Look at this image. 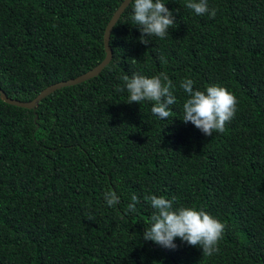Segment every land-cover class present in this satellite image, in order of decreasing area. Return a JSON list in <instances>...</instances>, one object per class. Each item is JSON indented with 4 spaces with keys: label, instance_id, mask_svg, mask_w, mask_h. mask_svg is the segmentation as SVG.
<instances>
[{
    "label": "trees",
    "instance_id": "16d2710c",
    "mask_svg": "<svg viewBox=\"0 0 264 264\" xmlns=\"http://www.w3.org/2000/svg\"><path fill=\"white\" fill-rule=\"evenodd\" d=\"M122 1L0 0V88L29 101L98 65ZM163 2L175 20L165 38L141 43L129 4L98 75L34 109L0 98V264H264V0H207L214 18L186 0ZM162 72L176 97L167 119L152 102L128 103L121 79ZM185 78L194 90L218 84L235 95L223 133L206 136L182 120ZM133 194L136 212L126 214ZM149 195L217 218L219 250L145 241Z\"/></svg>",
    "mask_w": 264,
    "mask_h": 264
},
{
    "label": "clouds",
    "instance_id": "9594fccd",
    "mask_svg": "<svg viewBox=\"0 0 264 264\" xmlns=\"http://www.w3.org/2000/svg\"><path fill=\"white\" fill-rule=\"evenodd\" d=\"M133 8L132 20L139 27V40L147 45V37L165 38L168 29L175 24L172 12L165 6L163 0H130ZM185 7L203 16L208 13L215 17L216 10L209 11L207 0H186ZM178 11V10H177ZM166 62V61H163ZM129 94L128 103L142 101L152 102L151 112L160 119L172 116L170 106L176 103L173 95V81L166 73L147 77L137 73L121 77ZM194 81L185 78L180 82V88L187 94L183 103V118L185 123L191 122L204 135L212 136L213 132L223 133L225 125L235 115L237 99L226 87L218 84L206 85L204 90L193 88ZM123 91V88H118ZM104 199L109 206L119 203V196L113 190L104 193ZM150 201L154 209L150 221L145 222L143 233L145 241L151 240L158 245L175 249V239L186 242L193 247L202 248L203 255L211 256L219 249L218 242L222 238L225 225L205 210L194 206L173 208V200L164 196L149 195L144 197ZM132 203L127 205L125 213H135L138 197L131 196ZM88 219L92 220L89 216Z\"/></svg>",
    "mask_w": 264,
    "mask_h": 264
},
{
    "label": "water",
    "instance_id": "95a60500",
    "mask_svg": "<svg viewBox=\"0 0 264 264\" xmlns=\"http://www.w3.org/2000/svg\"><path fill=\"white\" fill-rule=\"evenodd\" d=\"M130 0H123L121 4L118 6V8L115 10L113 13L112 17L110 18L109 22L107 23V26L104 31V36H103V41H104V48H105V57L104 59L95 67L92 69L88 70L84 74H81L77 76L76 78L68 79L65 81H60L54 84H51L47 86L45 89H43L36 97H34L32 100L29 101H21V100H16L9 98L5 92L0 88V98L11 105L23 107V108H28V109H34L38 106L39 102L46 97L47 95L51 94L55 90L65 87V86H70V85H75L80 82H83L89 78H92L96 75H98L103 68L108 65V63L112 59V49L110 46V35L113 30L114 25L120 18L121 14L125 10V8L130 4Z\"/></svg>",
    "mask_w": 264,
    "mask_h": 264
}]
</instances>
